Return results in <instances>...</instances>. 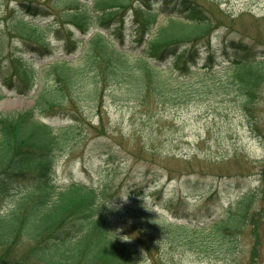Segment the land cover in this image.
I'll return each instance as SVG.
<instances>
[{"label":"rangeland","instance_id":"1","mask_svg":"<svg viewBox=\"0 0 264 264\" xmlns=\"http://www.w3.org/2000/svg\"><path fill=\"white\" fill-rule=\"evenodd\" d=\"M20 1L28 0H0V113L34 105L42 87L55 83L44 68L59 59L78 61L86 43L79 42L72 52L70 44L95 31L85 35L67 23L63 12L78 6L76 0H32L40 5L35 14L20 9ZM197 1L217 15L209 44L216 60L227 64L234 56L223 53L230 39L246 42L245 51L252 58L264 56V0ZM154 4L161 7L159 0ZM168 15L183 19L182 11L174 8ZM18 16L45 26L42 38L53 50H32ZM167 21L168 16L160 14L159 24ZM124 26L130 32L133 22L127 20ZM134 39L126 35L125 44H135ZM23 69L30 72L27 80ZM194 71L190 67L187 76ZM98 93L92 101L71 91L52 109L35 108L36 118L54 127L73 125L75 133L55 152L47 180L23 181L0 200V214L11 210L25 190L36 191L31 198L35 199L38 190L51 184L63 189L81 182L104 193L103 206L113 225L130 245L143 248L140 264H264V84L253 107L255 119L232 94L193 92L158 101L150 95L125 96L118 83L107 85L104 80ZM246 191L252 192L251 216L230 249H193L154 237L139 222L151 214L158 220L203 227L226 216Z\"/></svg>","mask_w":264,"mask_h":264},{"label":"trees","instance_id":"2","mask_svg":"<svg viewBox=\"0 0 264 264\" xmlns=\"http://www.w3.org/2000/svg\"><path fill=\"white\" fill-rule=\"evenodd\" d=\"M76 1L78 6L63 12L67 23L83 34L95 30L90 38H74L70 44L75 49L79 41H87L79 60L59 59L47 66L45 73L53 74L55 87L41 92L34 107L0 113V200L23 181L44 180L52 171L55 152L73 135L72 126L57 128L35 118L34 108H53L71 91L75 97L96 99L103 80L107 85L118 83L125 96L150 95L158 101L193 92L232 94L246 115L255 117L253 107L264 84V56L252 58L245 51L246 42L230 39L224 42L223 53L234 56L227 64L216 60L209 44L217 15L197 0H159L161 7H155L154 0ZM18 4L30 14L40 11L32 0ZM170 8L181 10L183 19L168 15ZM162 13L168 21L157 26ZM17 19L23 24L21 32L39 45L30 46L33 50L50 47L41 38L44 27L21 16ZM127 20L133 22L130 32L124 26ZM125 35L137 38V46H131L136 52L125 47ZM231 49L244 53L230 54ZM222 65L223 70L215 68ZM190 67L195 71L187 76ZM201 68L204 72H199ZM54 192L56 197L50 200L43 188L35 199L31 198L36 192L25 191L11 210L0 214V264H140L142 250L120 236L103 206V192L76 182ZM251 199L252 192H244L226 216L203 227L158 220L151 214L139 222L154 237L193 249L209 251L218 245L230 249L251 216ZM142 242L147 247V241Z\"/></svg>","mask_w":264,"mask_h":264}]
</instances>
